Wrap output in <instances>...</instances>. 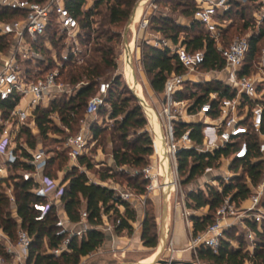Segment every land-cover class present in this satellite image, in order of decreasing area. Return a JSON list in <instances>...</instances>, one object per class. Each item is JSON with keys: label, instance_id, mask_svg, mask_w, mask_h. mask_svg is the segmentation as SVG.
<instances>
[{"label": "built area", "instance_id": "obj_1", "mask_svg": "<svg viewBox=\"0 0 264 264\" xmlns=\"http://www.w3.org/2000/svg\"><path fill=\"white\" fill-rule=\"evenodd\" d=\"M198 4L192 20L199 21L215 40L217 50L225 61L222 69L205 70V48L189 51L182 42L173 44L172 41L162 39L156 35L149 44L159 48H169L170 55L176 56L184 73H172L165 82L164 91L159 94L160 109L154 113L156 138L153 149L156 156H162L159 137L165 140V147L172 167V190L175 192L179 176L177 155L181 150L195 149L198 152H214L221 149H231L229 156H222L227 161L229 169L233 160H244L250 156L251 136L256 135L259 150L264 160V48L253 61L254 71L243 74L247 66L251 50L250 37L247 34L232 40L228 47L222 45V31L227 28L228 21H218L217 15L230 9L229 0H207ZM264 3V0H262ZM2 8L19 10L23 16L13 20L0 19V37L8 38L9 47L0 50V100L11 101L14 105L7 118L0 119V154L7 158L8 166L17 161L15 149L17 138L23 126L31 128L36 125V110L39 107H49L54 99L75 95L87 81L75 85L64 80V74L71 64H81L84 61L81 42L83 31L78 19L67 7L65 0H46L37 2L31 0H0ZM87 9V8H86ZM159 10V5L151 2L150 14L144 15L140 22V30H149L150 15ZM55 16L54 19L52 17ZM257 25L264 22V5L256 13ZM56 27V29H54ZM62 50L58 52L57 48ZM226 79H222V75ZM219 82L221 89L213 90L207 95L196 84H207L211 81ZM110 89V82L101 81L98 92L91 97L86 107L87 115H93L105 103V97ZM228 91L231 96L224 94ZM199 97L204 101L196 103ZM199 124L202 127L203 142L197 143L189 126L182 129L181 124ZM158 126V128H157ZM87 132L81 131L70 135L65 142L72 160H77L86 150ZM23 145V144H22ZM26 147V145H23ZM50 157L43 148L32 152L29 163L33 171L24 173L25 179H33L37 184L36 195L45 198L46 203L35 205L44 218L55 207L63 211L59 214V225L63 231L69 232L71 223L64 211L62 197L66 184H59L56 180L46 176L44 170ZM0 168V179L3 178ZM147 181L146 191L153 192L160 189V179L165 181V168L162 164L154 167L147 165L141 171ZM223 178L229 182L230 175ZM219 182L212 179L210 185ZM165 188V182L163 184ZM217 188H220V182ZM251 197L242 202L239 207L231 200L225 198L223 204L216 212L215 221L203 233L193 236V221L189 209L185 208L187 217V231L189 241L187 249L194 256L192 264H202L199 259L201 247L211 248L217 252L221 239L225 237L228 229L241 226L246 240L250 243L249 250L253 252L256 233L250 223L259 227L264 224V177L257 186H251ZM122 200L132 204L144 199L129 190L116 193ZM11 201L14 196L11 195ZM136 204V203H135ZM121 208V207H120ZM190 216V219H189ZM108 216L103 215V224L98 228L110 236L112 240L118 239L115 232L116 225L108 222ZM120 221L117 222V224ZM70 236H82L90 227L88 213L83 210L81 219ZM0 239L10 256V260L0 256V264H27L32 238L25 230H20L16 243L0 229ZM69 239L53 253L60 255L68 248ZM168 251L176 252L172 239ZM169 264L174 259H169Z\"/></svg>", "mask_w": 264, "mask_h": 264}, {"label": "trees", "instance_id": "obj_2", "mask_svg": "<svg viewBox=\"0 0 264 264\" xmlns=\"http://www.w3.org/2000/svg\"><path fill=\"white\" fill-rule=\"evenodd\" d=\"M44 2L46 0H31ZM67 7L76 16L83 31L81 42L90 52L81 64H71L64 74V80L78 85L87 81V85L81 86L77 93L70 98L61 97L54 99L49 107H39L36 110L35 123L39 129V136L48 139L50 132H60V129L53 124V117L58 116L66 131L70 133L75 123H78L81 114L85 115L88 101L97 94L99 83L110 66L114 65V47L108 43L114 41L118 34H111L104 30L107 26H120L129 21L137 0H95L94 5L88 9L85 8L87 0H65ZM162 0H154L159 3ZM244 4L236 0H230L237 8L236 13L240 15L242 25L235 29L242 34H251V50L247 60V66L243 74H249L254 71L253 61L258 58L261 50L264 48V22L257 25L256 13L261 10L264 3L262 0H243ZM174 3V2H173ZM104 6V11H99L100 6ZM179 8V13L185 18L192 19L198 9L196 2L190 3L188 0L177 1L174 9ZM251 13L250 18H246V11ZM233 7L217 15L218 21L230 22L226 29L222 31V45L228 47L234 39L231 30L234 28L232 13ZM100 14L102 22L100 28L95 29L94 16ZM23 14L16 9L2 8L0 6V19L5 21L21 18ZM149 29H153L162 39L170 40L173 44L182 42L189 51H197L205 48L206 63L205 70L222 69L225 61L217 50L215 40L204 26L197 20H193L190 25H182L173 19L165 16L152 15L150 18ZM196 30V31H195ZM104 37L105 43L98 42V38ZM9 47L8 38L0 37V50H6ZM60 52V47L57 48ZM169 48H159L145 45L142 52V63L152 89L156 93L164 91L166 79L172 73H184L176 56L170 55ZM118 81L110 83V89L105 97V104L112 107L111 118L116 120L118 132V141L113 152V160L118 168L134 167L136 171L145 168L149 161L147 157L152 155L154 149L152 140L147 133H141L136 139L130 140L129 136L132 130L134 134L144 128L147 124V118L139 104L131 105L135 97H120L116 91ZM196 86L206 95L213 90L221 89L219 82L207 84H196ZM224 94L231 96L228 91ZM205 99L199 97L196 103H201ZM11 101H1L0 109L4 118H7L13 108ZM102 106L99 108L101 110ZM192 128V137L197 143L202 144V127L199 124L188 125L181 124V128ZM94 137H97L99 130L94 128ZM264 133V125L262 127ZM137 134V133H136ZM29 148L25 149L22 142ZM15 154L17 161L9 165V171L13 172L11 177L14 181V201L5 192L3 184L8 179L0 180V229L14 240V236L20 230H25L32 238L27 264H79L83 257L97 251L106 241V233L98 227L103 224V215L108 217L115 216V232L121 233L127 231L133 232V223L137 221V211L131 206L130 202L122 200L116 195L113 188L91 181L85 172L78 173L76 168L66 175L64 184V195L62 197L64 211L73 224H77L81 219V212L85 210L88 213V223L90 227L83 235L70 236L68 231H63L59 225V218L55 207L44 217L40 218V213L35 205L46 203V199L39 197L35 193L37 184L33 179H25L24 173L33 171V166L29 163L32 158L31 151L37 149V135L33 134L28 126L21 128L17 138ZM250 156L244 160H233L231 168L244 170V175L233 174L229 182H224L222 177L217 178L220 182V188L208 186L207 189H200L190 193L194 201L196 210L208 207V212L202 216H193V236L206 231V229L215 221L216 212L223 204L226 197L231 196V200L237 205L248 200L252 195L251 186H257L264 177V160L259 150L258 137L251 136ZM231 149H221L214 152H198L195 149L181 150L178 152L177 159L179 171L187 175L186 182H189L202 175L207 169L218 167L222 156H229ZM69 156V152H67ZM80 164H86L88 168L93 165L86 160L83 155L78 158ZM53 161L49 159L44 174L53 179L48 169ZM138 168V169H137ZM22 172H19L21 171ZM101 181H107L114 178L117 171L109 167L105 172H97ZM123 175V174H121ZM134 180L135 192L143 195L146 192L147 181L141 173ZM133 177L127 176V181L131 182ZM141 180V183H139ZM151 201H147L149 205ZM11 207L15 208L16 215L12 214ZM120 207L124 208L121 212ZM120 223L117 224V222ZM250 227L256 233L255 247L253 252L248 248V241L245 236L235 235L230 231L225 233L221 239L219 249L214 252L211 248L201 247L199 250V259L204 264H246L250 261L252 264H264V224L259 227L257 224L250 223ZM66 239H69L67 250L60 255L53 253L61 247ZM233 239L238 243L233 245ZM16 240V242H17ZM142 240L144 245L149 248H156L159 244L157 232L156 217L152 209H146L143 221ZM47 247L51 252H47ZM0 256L10 260L4 247L0 246Z\"/></svg>", "mask_w": 264, "mask_h": 264}, {"label": "rangeland", "instance_id": "obj_3", "mask_svg": "<svg viewBox=\"0 0 264 264\" xmlns=\"http://www.w3.org/2000/svg\"><path fill=\"white\" fill-rule=\"evenodd\" d=\"M143 0H137L136 5L139 2H142ZM154 1V0H151ZM150 1V2H151ZM177 1L181 0H162L158 3L159 10L156 11L154 15L157 16H165L173 19L174 21H177V23L182 25H190L192 23V19L185 18L180 15L179 8L177 10L174 9V4ZM196 2L197 5L200 3L203 4V1L207 0H188V2L192 3ZM230 1V0H229ZM237 2H240L244 4L245 1L243 0H236ZM95 0H87L85 8H90L94 5ZM174 2V3H173ZM135 5V6H136ZM149 6V5H148ZM150 7V6H149ZM149 7L147 8V11L144 15L148 14ZM233 7L234 12L232 13L233 17V25L234 28L231 30L232 37L238 38L245 36L242 34V32L238 31L236 32L235 29L237 27H240L242 25V21L240 20V15L236 13V7L233 4V2L230 3V8ZM135 8V7H134ZM105 7L100 6L99 11H104ZM134 10V9H133ZM152 14L149 16L151 18ZM251 13H249V10L246 11V18H250ZM55 16L52 17L54 19ZM102 22V16L100 14H95L94 16V28L97 30L100 28V23ZM129 21L125 22L124 24L120 26H107L104 28V30L109 31L111 34H118L119 36L114 39L113 42L108 43L109 46L114 47V65L110 66L108 68L105 75L102 77L101 81L105 82H115L118 81V86L116 87L117 94L120 95V97H135V100L131 101V105L139 104L143 112L147 118V124L144 126V128L139 129L135 134L134 131L130 133L129 139L134 140L137 138L138 135L141 133H147L149 138L152 140V146L154 143V139L156 138L155 131L150 124V119L148 117V114L144 107L141 105L139 99L136 97L134 92L132 91V87L135 85L133 83L132 78V72L130 76H128V68H127V57L125 54V47H124V39H125V31L126 26ZM230 23V22H228ZM136 34L129 33L128 39L130 41L134 40L133 48H132V57H133V72L134 76L136 78L137 84L141 87V95L145 98L148 105L152 107L155 112L158 113L160 109V99H159V93H156L150 84L149 77L144 71L143 63H142V52L145 48V45L149 43L150 37V31L153 33L152 35H158L153 29L142 31L140 30V24H136ZM56 29V27L54 28ZM103 30V28L99 29V31ZM196 31V30H195ZM98 42H102V44L105 43L104 37L98 38ZM62 48H60L59 51H61ZM83 57L86 58L88 55H90L89 50L87 47H83ZM135 87V86H134ZM138 90L137 87H135ZM103 108L101 110H98L97 113L93 115H83L81 114V118L78 123H75L73 125V128L70 129V133L66 131V128L62 123L60 122V119L58 116H54L53 118V124L54 126L58 127L60 129V132H50L48 139H43L37 135V148H43L50 159L53 161L48 169V172L51 173L54 180L57 181V183L64 184L66 175L68 173H71L73 169L76 168V171L78 173L85 172L88 177L91 179V181H97L100 184L111 187L115 190L116 193L123 192V191H131L135 192V188L133 186L134 180L137 179L138 176H133L134 172L136 171L134 167H123L118 168L113 160V152L116 145H120L118 139V132L116 131L117 123L115 119L111 118V111L112 107L110 104H103ZM94 128H97L99 130V134L97 137H94V132L92 131ZM81 131L87 132V144H86V150L83 153V156L86 157V160L90 162L93 167L88 168L87 163L86 164H80L79 160L77 159L72 160L70 156H68L67 152L69 150L67 149L65 142L66 139L70 135L77 134ZM20 143H23V140L19 141ZM17 142V146L18 143ZM25 145V144H24ZM35 151V150H34ZM32 154V151H31ZM149 161V165H153L154 167L162 164L163 166V158L162 156H156V154L152 153L150 157H147ZM232 163V162H231ZM228 164L227 161H220V164L218 167L207 169L202 175L197 176L193 180L186 182L187 175L183 174L179 171L180 181L178 182L177 189L175 192H171L170 199L167 204V213L169 216V212L173 211H179L180 215L183 219L184 223H177L175 224V235L179 237V240L185 241L188 239V231L187 228V217L185 216V208L189 209L191 213V218L193 216H202L208 212V207L196 210L194 208L195 203L190 197V193L193 191H199L200 189H207L208 186H210V183L212 179H217L219 177H224L226 175H230L229 181L234 177L233 174L238 173L239 175H244V170L241 168L235 172V169L230 168L227 169L226 165ZM75 167V168H74ZM109 167L115 169L117 171V174L114 178L107 180V181H101L100 177L98 176L97 172H105ZM138 169V168H137ZM19 172H22L19 171ZM13 172L9 171L8 176L5 177V179H8L11 177ZM23 173V172H22ZM123 174V175H121ZM127 176L133 177L131 182L127 181ZM3 179V178H2ZM172 179L173 176H172ZM1 180V179H0ZM164 179H160L159 184L162 185L160 189H156L153 192L146 191L145 194H143L144 199H139L138 202H135L136 204L139 203L140 205L137 210V221L133 223V232L130 234L127 231H123L121 233H118V236L121 239H116L117 242L115 243L114 240L109 241V237H106V241L100 247L97 251L90 254L89 256L83 257L81 259V262L79 264H112V263H124V262H138L142 260H146L150 258L152 255L157 253L160 245V238L162 236V219H163V205H164V190L163 184ZM139 183H141V180H139ZM219 182L215 184L213 187H218ZM212 186V185H211ZM3 188L5 192L11 197L14 196V181L12 179H8L3 184ZM137 195H140L136 193ZM147 201H151L149 205H147ZM134 203V204H135ZM239 207L240 205H237ZM57 215L61 214L63 211H59L58 208H55ZM136 209V208H134ZM146 209H152L154 212V215L156 217V223H157V232L159 236V244L156 248H149L144 245V242L142 240V231H143V221L145 218V212ZM12 214L14 215L16 213L15 208L11 207ZM59 218V216H58ZM190 219V216H189ZM108 222L113 226L115 223V216H111L108 218ZM172 223L173 221L170 219L166 220L165 222V249L163 253L160 255V259L169 260L174 259L175 262L178 264H185L187 262H192L194 260V256L185 258L178 256V251L176 252H170L168 251L169 242L171 240L172 236ZM77 224L74 226L69 227V234L77 230ZM241 226H234L232 229V232L235 233V235H241L244 236L242 232ZM231 229H228L227 231H230ZM226 231V232H227ZM14 243H16L17 240V234L14 236ZM3 240L0 239V246L4 247ZM233 245L237 246L238 243L235 239H233ZM248 247L250 243L248 242ZM44 249L47 250V252H51L47 247ZM202 262V261H201ZM202 264H204L202 262ZM246 264H252L250 261H247Z\"/></svg>", "mask_w": 264, "mask_h": 264}, {"label": "water", "instance_id": "obj_4", "mask_svg": "<svg viewBox=\"0 0 264 264\" xmlns=\"http://www.w3.org/2000/svg\"><path fill=\"white\" fill-rule=\"evenodd\" d=\"M151 0H144L142 2H139L133 12L132 15L129 19V22L126 26V31H125V39H124V47H125V54L127 57V68H128V76H130L131 72H133V64H132V49H129V39H128V35L132 29V26L134 24L135 21V16L137 13V10L139 8V6L141 4H146L147 2H149ZM132 91L134 92V94L136 95V97L139 99L141 105L144 107V109L146 110L148 117L150 119V124L152 125L155 134H157V130L155 128V119H154V113L155 110L150 107L147 103V101L145 100V98L140 95L138 93V90L133 86L132 87ZM159 142L161 145V149H162V158H163V166L165 168V190H164V205H163V219H162V236L160 238V245H159V249L157 251V253H155L154 258L151 261H138V262H124V263H112V264H169L168 260H164V259H160V255L163 253L164 249H165V222L167 220V204L168 201L170 199L171 196V190H172V167H171V163H170V159L168 157L167 151H166V147H165V140L163 137H159ZM170 264H178L177 262L173 261ZM185 264H192V262H187Z\"/></svg>", "mask_w": 264, "mask_h": 264}, {"label": "crops", "instance_id": "obj_5", "mask_svg": "<svg viewBox=\"0 0 264 264\" xmlns=\"http://www.w3.org/2000/svg\"><path fill=\"white\" fill-rule=\"evenodd\" d=\"M144 1V0H143ZM152 2V1H151ZM151 2L149 1V2H147L146 4H142V6H141V12H139V15H137L138 13H136V16H135V21H134V24H133V26H132V29H131V31H130V33L131 34H136V24L137 25H139L140 24V22H141V20H142V18H143V16H144V14H145V12L147 11V8L150 6V4H151ZM154 2V1H153ZM149 5V6H148ZM140 7V6H139ZM139 9V8H138ZM137 12H138V10H137ZM148 14H150V11H148ZM145 31V30H144ZM153 33H151V31H150V37H151V39L149 40V41H151L152 39H154V37L156 36H154V35H152ZM159 35V34H158ZM129 44H130V49H132L133 48V44H134V40H131L130 39V41H129ZM227 77H226V75H222V79H226ZM211 82H214L213 80L211 81ZM210 82V83H211ZM159 99H160V97H159ZM160 101V100H159ZM160 103V102H159ZM0 119H5L4 117H3V115H2V111H1V109H0ZM31 130H32V132H33V134H38V132H39V129H38V127H37V125H32L31 126ZM25 149H27V150H29V148L26 146V147H24ZM32 152H34V151H32ZM115 163V162H114ZM0 168L1 169H3V170H6L7 172H4L3 171V179H5V177L6 176H8V174H9V166H8V163H7V158L6 157H4L3 155H1L0 154ZM96 183H99V182H97V181H95ZM100 184V183H99ZM140 204L139 203H137V204H134L133 203V206H132V204H131V206L133 207V208H136L135 210L137 211V210H139L140 208H138V206H139ZM120 210H121V212H123L124 211V208L123 207H121L120 208ZM15 215H16V213H15ZM167 218H168V220H172L173 221V223H172V236H171V239H172V243H173V246H174V248L176 249V250H178V256H180V258L182 257H185V258H188V257H191L192 256V254H191V252L187 249V247H188V241H189V234H188V239L185 241V243H184V241H182V240H179V237H177L174 233H175V224H176V222L177 223H184L183 222V219H182V217H181V215H180V212L179 211H173V213L172 212H169V216H168V213H167ZM187 228V227H186ZM107 237H109V241L110 240H112V238L110 237V236H107ZM118 239H121L119 236H118ZM115 243L117 242V240H115L114 241ZM149 259V258H148ZM148 259H146V261L148 260ZM142 261H145V260H142Z\"/></svg>", "mask_w": 264, "mask_h": 264}, {"label": "bare ground", "instance_id": "obj_6", "mask_svg": "<svg viewBox=\"0 0 264 264\" xmlns=\"http://www.w3.org/2000/svg\"><path fill=\"white\" fill-rule=\"evenodd\" d=\"M141 6H142V4L140 5V7H139V9H138V14L137 15H139V12H141ZM129 49H130V46H129ZM133 74H132V78H133V83L135 84L134 86L135 87H137L138 89H139V94L141 95V87H140V85L139 84H137V82H136V78H135V76H134V72H132ZM157 128H158V126H157ZM172 186V185H171ZM154 256H155V254L154 255H152L147 261H151L153 258H154ZM146 261V260H145Z\"/></svg>", "mask_w": 264, "mask_h": 264}]
</instances>
